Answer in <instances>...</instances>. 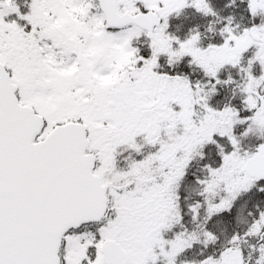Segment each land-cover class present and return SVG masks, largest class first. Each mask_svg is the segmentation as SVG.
Returning <instances> with one entry per match:
<instances>
[{"label":"snow or ice","instance_id":"1","mask_svg":"<svg viewBox=\"0 0 264 264\" xmlns=\"http://www.w3.org/2000/svg\"><path fill=\"white\" fill-rule=\"evenodd\" d=\"M0 264H264V0H0Z\"/></svg>","mask_w":264,"mask_h":264}]
</instances>
